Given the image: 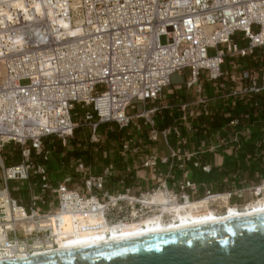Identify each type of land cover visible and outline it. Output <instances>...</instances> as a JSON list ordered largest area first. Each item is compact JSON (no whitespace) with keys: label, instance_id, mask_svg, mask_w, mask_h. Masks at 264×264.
I'll list each match as a JSON object with an SVG mask.
<instances>
[{"label":"built area","instance_id":"built-area-1","mask_svg":"<svg viewBox=\"0 0 264 264\" xmlns=\"http://www.w3.org/2000/svg\"><path fill=\"white\" fill-rule=\"evenodd\" d=\"M257 49H264V0H0V260L28 258L57 246L68 223L84 228V222L99 216L105 224L152 215L167 220L162 205L151 202L158 192L168 205L203 198L215 209L219 195H236L213 193L192 180L187 165L179 163L176 148L188 143L179 126L190 136L197 134L187 120L210 119L207 108L213 99L226 102V115L237 101H250L261 110L257 97L264 94V69L242 70L237 63L230 71L225 68L227 59L247 58ZM185 70L184 86L193 89L195 100L180 105L179 125L158 128L151 117L159 109L142 110L147 141L156 147L163 142L169 150L167 156L155 150L142 158L141 167L152 170L156 180L148 190L127 187L111 194L106 188L110 165L98 176L89 172L82 193L66 182L52 185L44 164L34 162L37 156L48 161L46 139L72 137L78 126L76 106L90 107L84 119L95 121L93 137L101 124L122 129L133 119L128 111L135 103L159 100L170 77ZM201 75L217 90L213 98L199 82ZM228 79L233 86L218 95ZM249 116L233 117L221 129L233 128L230 138L209 148L229 142L239 152L255 127ZM141 142L125 139L121 154L138 153ZM9 144L20 149L19 164L5 166L1 152ZM191 166L211 171L199 158ZM33 176L38 190L29 182ZM9 182H28L26 202L13 197Z\"/></svg>","mask_w":264,"mask_h":264},{"label":"rangeland","instance_id":"rangeland-1","mask_svg":"<svg viewBox=\"0 0 264 264\" xmlns=\"http://www.w3.org/2000/svg\"><path fill=\"white\" fill-rule=\"evenodd\" d=\"M239 36L240 35L237 34L235 38H239ZM233 63H237L242 70H262L264 69V49H257L250 57L238 59L237 61L227 59L225 61V68L227 71H230V66ZM3 73V67L0 65V75L3 76ZM199 77V82L203 84L204 91L208 90L206 86L211 83L206 81L204 75ZM170 78L171 84L166 88L159 100L152 103H146L145 105L142 103H135L134 107L128 111V114L133 117L128 127L120 129L113 123L101 124L96 128V137L92 136L91 127V124L95 121L84 119V116L91 114L90 107L76 106L74 112H77L81 117L78 116L75 118V122L78 123V126L72 137H69L65 142L58 139H48V143L45 144V147L51 151L48 161H45L46 165L44 164L48 171L50 183L56 185L58 183L66 182L69 188L78 189L84 193L83 182L86 178L85 176H87L89 172L92 175L97 176L101 173L103 174V171L111 165L112 169L110 171L112 172V176H110L106 182V188L111 194H114L117 191L122 192L127 187H129L131 191H135L137 188H140L142 191L148 190L150 182L156 180L151 176L153 173L152 170L141 167L142 158L146 155H151L155 150L159 156H167L169 155V150L163 142H159L156 147L147 141L149 127L144 124L145 120L142 117V110L154 108L159 109L151 117V120L154 121L155 125L157 124V120L162 122L165 119L167 111L170 117H173V122L170 125L173 127L179 125L181 122L179 120L181 113L178 110L180 105L184 103H192L195 100V92L193 89H187L184 86V82L188 78V70H185L181 76L175 74ZM223 82L225 83V86L223 89L218 90V95L226 92L227 89L233 86V83L230 82L229 79ZM225 103L226 102H223L222 100L213 99L209 102L207 109L213 114L219 111L221 112L226 110L224 107ZM162 106L165 108H161ZM208 121L209 116H204L202 121L194 118L188 119L187 122L193 123L198 128V133L192 136L184 131V125L179 126L183 137L188 138V143L186 145L176 148L178 149V155L180 156L179 163L187 165L186 168L189 172L193 173V176L191 177L192 180L195 177L194 174L199 173V171L197 168L191 166V160L188 164L187 162H184L185 159H192L193 161V159L199 158L204 165H208L211 169L214 165H217V168H219V156L221 154L230 155L235 151L232 144L225 142L230 138L233 128L226 127L216 133H200L199 135V125L202 124L201 122L207 124ZM222 138H225V146L215 149L209 148L214 144V141H220ZM125 139L141 140L142 144H139L140 151L138 153L121 154L120 143ZM169 142L173 143L174 138ZM74 150L80 151V155L76 159L70 154H68L69 156L67 155V153H71ZM65 155L67 156L65 157ZM1 156L3 160L6 158L4 160L5 166L18 164L21 161L20 149L11 144L4 146ZM40 161L41 158L39 156L34 157V162L39 163ZM79 163L83 165L82 169L78 166ZM160 170L165 171L166 169L159 166V171ZM178 171L180 170L178 169L176 173H179ZM35 178L36 177L33 176L32 179L30 178L29 182L34 184L33 186L35 190H38L40 184L38 183V179ZM212 178L213 180L210 181V176L200 175L197 177V181L194 182L197 184H203L204 188L209 189L213 193L237 192L234 196L232 194V197L229 199L228 194L226 196L228 204L231 206L233 205V207L236 206L238 208H243L248 203L250 204L258 198H261V196H264V180L254 183L240 179L238 183H236L234 177H226L220 173H216ZM121 180H123V183H119ZM9 185L12 191H17L16 195L19 199L25 202L27 201L29 192L28 182H10ZM221 195L223 196L226 194ZM217 202L219 208L211 209L222 213L224 211L223 201L218 200Z\"/></svg>","mask_w":264,"mask_h":264},{"label":"water","instance_id":"water-1","mask_svg":"<svg viewBox=\"0 0 264 264\" xmlns=\"http://www.w3.org/2000/svg\"><path fill=\"white\" fill-rule=\"evenodd\" d=\"M0 264H264V216Z\"/></svg>","mask_w":264,"mask_h":264},{"label":"bare ground","instance_id":"bare-ground-1","mask_svg":"<svg viewBox=\"0 0 264 264\" xmlns=\"http://www.w3.org/2000/svg\"><path fill=\"white\" fill-rule=\"evenodd\" d=\"M226 196L227 194L218 197V200H222L224 204V211L219 213L209 207L207 199L168 205V198L158 192L151 197V202L162 205V213H169L167 220L162 216L152 215L131 223L105 224L99 216L88 219L87 222L82 220L87 223V227L84 228L78 226L79 224L68 223L65 231L58 235L57 246H50L44 251H36L30 258L47 257L124 241H137L172 232L202 229L238 219L264 216V196L248 203L243 208L229 205ZM20 259L26 258L22 256L18 258V260ZM0 262L2 261L0 260Z\"/></svg>","mask_w":264,"mask_h":264},{"label":"trees","instance_id":"trees-1","mask_svg":"<svg viewBox=\"0 0 264 264\" xmlns=\"http://www.w3.org/2000/svg\"><path fill=\"white\" fill-rule=\"evenodd\" d=\"M257 99L261 110L255 109L250 101H237L232 110L228 109V115H226L222 111L216 112L212 115L207 124L201 122L202 124L199 125V135L200 133H216L220 131L222 127L233 117H239L240 115L245 113H248L250 115L249 117L251 120H253L255 127L251 129L250 135L242 140V146L241 150L238 153V156L236 158H233L231 154L225 155L222 165L223 171L225 172L222 175L231 177V174H234L233 177L236 183H238L240 179H244L246 181L254 183H258L264 180V94L258 96ZM172 118L173 117H170V115L166 111L165 119L162 122L157 120L156 126L159 128L168 127L173 122ZM203 118L204 117H200L198 120L202 121ZM47 143L48 139L44 141L43 145L45 146V144ZM68 154L74 156V158L76 159L80 155V151L74 150L71 153H67V155ZM67 155H65V157ZM5 159L6 158H4V160ZM46 162H43L41 159L39 163H43L46 165ZM217 169V167L212 166V169L210 171L211 173L209 174L210 181L213 180L212 177L217 173ZM197 177L198 176H195L193 181H197Z\"/></svg>","mask_w":264,"mask_h":264},{"label":"crops","instance_id":"crops-1","mask_svg":"<svg viewBox=\"0 0 264 264\" xmlns=\"http://www.w3.org/2000/svg\"><path fill=\"white\" fill-rule=\"evenodd\" d=\"M206 88H208V90H205V93H206V95L209 97V98H213L216 94H217V90L216 89H213L214 88V85H212V84H210V85H208V86H206ZM163 108H165L164 106H162ZM170 127H172V126H168V127H165V128H170ZM159 128V127H158ZM161 128V127H160ZM163 128V127H162ZM172 139V138H171ZM170 139V140H171ZM172 142V141H171ZM172 144H174V143H172ZM238 153L239 152H237V153H232L231 155H232V157L233 158H236L237 156H238ZM227 155V154H226ZM224 154L222 155H220L219 156V159H220V161H219V168L217 169V173H220V174H224L225 172L223 171V168H222V165H223V161H224ZM190 160H191V162H192V159H185L184 160V162H187L188 164L190 163ZM14 165H16V164H14ZM214 167H217V165H214ZM189 171V170H188ZM199 171V173H195L194 175L195 176H200V175H202V176H210L209 174L207 175L206 173H203V172H201L200 170H198ZM180 173H177V175H179ZM193 173L192 172H190V175L191 176H193L192 175ZM231 176L233 177L234 176V174L232 175L231 174ZM36 181V180H35ZM10 183V182H9ZM2 187V180H1V176H0V188ZM8 187H9V190L11 191V193H12V195H13V197H15V198H17L18 199V197H17V195H16V193H17V191H12L11 190V188H10V185L8 184ZM39 189V188H38Z\"/></svg>","mask_w":264,"mask_h":264}]
</instances>
